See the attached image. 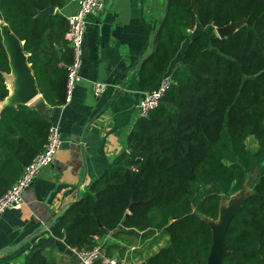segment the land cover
I'll use <instances>...</instances> for the list:
<instances>
[{
  "label": "trees",
  "instance_id": "obj_1",
  "mask_svg": "<svg viewBox=\"0 0 264 264\" xmlns=\"http://www.w3.org/2000/svg\"><path fill=\"white\" fill-rule=\"evenodd\" d=\"M65 0H0L4 22L23 44L40 93L64 104L72 49ZM169 0L151 53L138 68L139 87L152 90L169 72L172 85L148 117H139L115 164L52 225L70 247L92 248L127 227L164 229L169 241L141 264H206L213 244L210 220L225 198L243 189L249 169L264 159V0ZM246 20L227 37L217 29ZM200 25L210 40L193 34ZM9 55L0 27V104L9 95ZM52 119L36 107H0V196L43 149ZM256 145L250 149L247 141ZM135 166V170L134 167ZM132 201H144L128 214ZM122 234V230L113 237ZM223 264H264V171L233 216ZM30 264H59L37 249Z\"/></svg>",
  "mask_w": 264,
  "mask_h": 264
},
{
  "label": "crops",
  "instance_id": "obj_2",
  "mask_svg": "<svg viewBox=\"0 0 264 264\" xmlns=\"http://www.w3.org/2000/svg\"><path fill=\"white\" fill-rule=\"evenodd\" d=\"M110 1L108 11L105 8L100 16L88 18L82 80L72 101L66 107L50 106L40 93L28 103L60 124L63 144L52 165L45 167L25 191L23 206L0 214V251L46 225L65 204L82 196L127 148L129 134L140 117L137 105L146 93L139 87L138 69L134 68L153 49V36L167 0H106V6ZM65 2L62 9L55 7V12L69 18L79 4L78 0ZM183 45L169 72L180 64L189 40ZM9 75L6 74V82L10 92L1 108L16 93L17 83ZM97 80L108 83L107 91L100 97L92 91ZM118 230H122L118 237L105 235L99 241L104 243L107 255L119 257L125 264L143 263L169 241L164 229L127 227L123 223ZM58 240L64 242L49 228L0 255V264H30L37 249L52 252L59 264H79L57 245Z\"/></svg>",
  "mask_w": 264,
  "mask_h": 264
},
{
  "label": "built area",
  "instance_id": "obj_3",
  "mask_svg": "<svg viewBox=\"0 0 264 264\" xmlns=\"http://www.w3.org/2000/svg\"><path fill=\"white\" fill-rule=\"evenodd\" d=\"M78 9L70 16L69 29L66 38L72 49V61L67 66L66 97L64 104L66 107L73 99L75 89L82 80L83 52L85 34L87 30L88 18L100 16L106 8V0H78ZM172 73H165L157 85L145 93L143 99L138 103L140 117H148L151 111L156 108L166 92L172 85ZM108 83L105 81H94L92 85L93 94L100 97L107 91ZM63 144L62 129L58 122L52 120L49 127L47 141L43 149L24 168L17 180L0 196V214L9 209H19L24 203L25 191L33 184L40 172L52 165L54 158ZM136 169L135 166L133 167ZM72 248V247H71ZM136 249V247H132ZM83 264H125L119 257L107 255L104 243L99 241L92 248H72Z\"/></svg>",
  "mask_w": 264,
  "mask_h": 264
},
{
  "label": "water",
  "instance_id": "obj_4",
  "mask_svg": "<svg viewBox=\"0 0 264 264\" xmlns=\"http://www.w3.org/2000/svg\"><path fill=\"white\" fill-rule=\"evenodd\" d=\"M110 1L106 6V11L109 10L111 6ZM168 2L166 1V8L165 13L167 14L168 11ZM199 0H195L194 8L195 10H198ZM55 12V6H49L43 10H40L37 14V16H43L46 14H52ZM246 20H240L238 22H231L230 24L220 27L217 29V34L220 37H227L234 33L241 25L245 24ZM0 27L2 31V37L3 42L6 47L7 53L9 55V61H10V67L11 72L9 73L11 76L10 78H13L14 82L17 83L16 93L12 97L11 102H7L3 105H9V104H27L30 103L32 100H34L36 97L40 95V90L38 88L34 73L32 71L31 65L28 62V55L23 50V44L22 42L17 38V36L10 31V29L7 27V25L4 22H0ZM159 28L156 29L154 36H153V44H155L157 39ZM147 57L143 58L134 69H138L142 63L146 60ZM125 83V80L120 83L118 88L116 89L115 93L111 96L108 103H110L116 94L120 91L123 84ZM106 108H104L105 110ZM87 130V129H86ZM85 130V132H86ZM85 135V133H84ZM251 191H249L246 186L244 185L243 189L239 191V194L237 196H234L229 205H225L223 202L220 206L219 211V218L217 220H210V224L212 226V234H213V244L211 247V251L208 256V260L206 264H223V258L227 253V250L225 249V236L228 230V227L231 223V220L233 216L241 209L245 201L250 197ZM80 195L77 197L75 201H71L67 204H65L56 214L52 217V219L44 226H41L34 230L31 234H29L27 237L22 239L17 244L4 248L0 251V255L15 250L22 246L23 244L30 241L33 237H35L37 234L44 232L48 230L49 228H52V225L54 222L62 216L76 201L80 199ZM141 202L145 203L144 201H132L128 208V213L131 214L136 211L137 205ZM102 230L106 232V235L111 236L114 233L118 231V229L109 232L107 231L102 225ZM58 246H62V250L69 254L72 258L77 260L79 264H83L77 255L73 252L72 248L68 246L65 241L62 242L60 240L57 241ZM202 264V263H200Z\"/></svg>",
  "mask_w": 264,
  "mask_h": 264
},
{
  "label": "rangeland",
  "instance_id": "obj_5",
  "mask_svg": "<svg viewBox=\"0 0 264 264\" xmlns=\"http://www.w3.org/2000/svg\"><path fill=\"white\" fill-rule=\"evenodd\" d=\"M198 33H202L204 34L208 40L211 39V37L208 35V28H201L200 26L197 27V29L193 32V34H198ZM218 35V34H217ZM184 47V45H183ZM11 76H9L10 78ZM247 144L249 146L250 149L254 150L256 148V145L253 143V141L251 139H249L247 141ZM264 171V159L262 160H257L253 166L249 169V176H248V179L245 183V186L246 188L252 192V190L254 189L255 187V184H256V181L259 177V175ZM239 194V191L235 194H233L231 197L229 198H225L223 200V203L225 205H229L231 199L234 197V196H237Z\"/></svg>",
  "mask_w": 264,
  "mask_h": 264
},
{
  "label": "bare ground",
  "instance_id": "obj_6",
  "mask_svg": "<svg viewBox=\"0 0 264 264\" xmlns=\"http://www.w3.org/2000/svg\"><path fill=\"white\" fill-rule=\"evenodd\" d=\"M12 83H13V81H12ZM13 86V85H12ZM15 89V88H14ZM14 91V90H13ZM7 100V99H6ZM11 102V101H10Z\"/></svg>",
  "mask_w": 264,
  "mask_h": 264
}]
</instances>
